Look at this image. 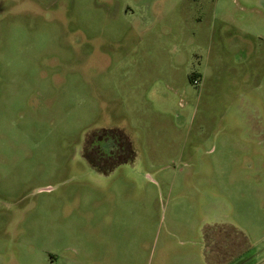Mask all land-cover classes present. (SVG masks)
I'll use <instances>...</instances> for the list:
<instances>
[{
  "label": "rangeland",
  "instance_id": "374dc122",
  "mask_svg": "<svg viewBox=\"0 0 264 264\" xmlns=\"http://www.w3.org/2000/svg\"><path fill=\"white\" fill-rule=\"evenodd\" d=\"M0 264H264V0H0Z\"/></svg>",
  "mask_w": 264,
  "mask_h": 264
},
{
  "label": "trees",
  "instance_id": "16d2710c",
  "mask_svg": "<svg viewBox=\"0 0 264 264\" xmlns=\"http://www.w3.org/2000/svg\"><path fill=\"white\" fill-rule=\"evenodd\" d=\"M190 80H191V81H194V78H193V76H191V77H190ZM112 154H114V153H113V152H111V153H108V155H112ZM86 156H88V155H86ZM95 166H96V167H98L99 165H97V163H96V165H95ZM101 167L103 168L104 166H103V165H102V166L100 165V167H99V170H101Z\"/></svg>",
  "mask_w": 264,
  "mask_h": 264
}]
</instances>
